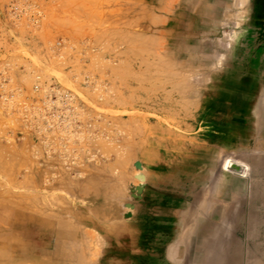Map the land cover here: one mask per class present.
Returning <instances> with one entry per match:
<instances>
[{"label": "rangeland", "instance_id": "374dc122", "mask_svg": "<svg viewBox=\"0 0 264 264\" xmlns=\"http://www.w3.org/2000/svg\"><path fill=\"white\" fill-rule=\"evenodd\" d=\"M261 66L264 0H0V264H264V116L228 100Z\"/></svg>", "mask_w": 264, "mask_h": 264}, {"label": "crops", "instance_id": "0c3cea01", "mask_svg": "<svg viewBox=\"0 0 264 264\" xmlns=\"http://www.w3.org/2000/svg\"><path fill=\"white\" fill-rule=\"evenodd\" d=\"M259 69L262 70L238 78L228 89L232 95L228 100L234 105V110L243 111L246 117L264 116V67ZM258 146H264V143Z\"/></svg>", "mask_w": 264, "mask_h": 264}, {"label": "bare ground", "instance_id": "6f19581e", "mask_svg": "<svg viewBox=\"0 0 264 264\" xmlns=\"http://www.w3.org/2000/svg\"><path fill=\"white\" fill-rule=\"evenodd\" d=\"M153 80V79H152ZM159 81V80H158ZM167 111V110H166ZM169 112V111H168ZM170 149V148H169ZM173 151V150H172ZM10 161V160H9ZM4 162V161H3ZM14 162V160L12 161ZM10 163V162H9ZM4 164V163H3ZM2 164V165H3ZM7 164V163H6ZM13 165V164H12ZM19 167V166H18ZM17 167V169H18ZM1 168V167H0ZM6 168V167H4ZM14 168V167H13ZM8 169V168H7ZM7 172L6 170H4ZM20 171L19 169L17 172ZM11 171L8 173L10 174ZM36 182V180H35ZM24 183V182H23ZM22 184V183H21ZM104 201V199H103ZM21 204V203H20ZM102 203H99V205ZM104 204V203H103ZM18 205V204H17ZM23 206L16 210L10 208L7 211L11 212V224H22L27 230L32 231V234L39 239L47 238L49 236H54L55 238L60 237L62 240L64 236L67 238L68 233L60 234L58 230L61 227L59 220L56 218L57 213H48L39 208H32L29 204H22ZM29 205V206H28ZM88 205V204H87ZM96 205V204H95ZM89 206V205H88ZM104 206V205H102ZM106 207V206H105ZM100 209V208H99ZM13 211V212H12ZM94 214V213H93ZM59 216V215H58ZM97 216V215H96ZM60 217V216H59ZM99 217V216H98ZM108 217V216H107ZM110 217V216H109ZM108 217V218H109ZM9 218V217H8ZM61 218V217H60ZM103 219V218H102ZM106 220V219H105ZM26 230V231H27ZM72 239V238H71ZM68 240V238H67ZM58 242V241H57ZM66 247V245H65ZM68 254V253H67ZM73 259V258H72ZM75 259V257H74ZM72 261V260H71ZM224 264V263H223Z\"/></svg>", "mask_w": 264, "mask_h": 264}]
</instances>
